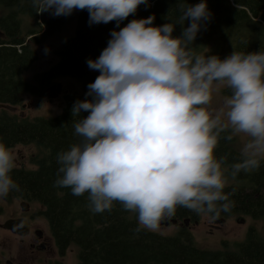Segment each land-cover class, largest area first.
<instances>
[{
  "label": "clouds",
  "instance_id": "obj_1",
  "mask_svg": "<svg viewBox=\"0 0 264 264\" xmlns=\"http://www.w3.org/2000/svg\"><path fill=\"white\" fill-rule=\"evenodd\" d=\"M39 12L67 16L86 10L88 24L122 20L146 0H30ZM173 22L133 18L109 33L89 69L98 71L86 97L74 101L78 143L56 154L53 187L72 195L87 193L92 213L119 202L134 212L136 227L156 231L183 207L197 214L227 212V177L257 169L264 160V51L233 50L221 58L193 50L197 33L211 18L207 0H176ZM185 20L188 21L184 27ZM176 24L181 33L174 36ZM229 91L217 108L213 93ZM82 111L87 112L81 117ZM225 139L243 135L240 159L222 168L214 150ZM14 155L0 142V198L17 189L11 176Z\"/></svg>",
  "mask_w": 264,
  "mask_h": 264
},
{
  "label": "trees",
  "instance_id": "obj_2",
  "mask_svg": "<svg viewBox=\"0 0 264 264\" xmlns=\"http://www.w3.org/2000/svg\"><path fill=\"white\" fill-rule=\"evenodd\" d=\"M197 2L187 0L189 4ZM207 7L212 15L197 33L194 51L221 58L233 50L264 51V0H207ZM148 15L154 16L155 25L175 21L179 15L176 0H146L119 25L115 21L89 25L87 11L75 10L72 32L53 48L55 60L27 79L25 72L38 56L35 46L59 32L69 15L39 12L30 0H0V103L17 107L23 105L24 94L41 98L59 77H71L80 85L78 93L63 95L55 115L30 117L0 108V142L8 148L15 144L36 146L28 156L34 167L14 166L11 176L18 187L4 198L38 203L40 207L32 216L45 220L58 255L70 246L76 248V264H264V238L253 227L232 244L222 241L220 248H203L194 243L186 227L180 226L171 234L143 229L134 232L136 215L123 210L119 202H113L111 210L92 213L87 207V193L74 196L68 188L53 187L56 154L80 140L73 130V122L80 117H72V105L91 99L85 96L86 86L99 74L87 67L86 60L100 54L111 30ZM187 24L185 20L183 26ZM181 30L176 24L172 34L178 36ZM222 93L228 95L229 91L222 88ZM87 114L80 113L81 117ZM226 135L221 134L214 150L217 159L223 158L222 168H230L240 159L234 136L225 139ZM224 191L229 193L230 209L207 215L213 219L235 214L264 219V160L255 170L241 171L235 178L228 176ZM200 215L178 206L170 218L193 222Z\"/></svg>",
  "mask_w": 264,
  "mask_h": 264
},
{
  "label": "rangeland",
  "instance_id": "obj_3",
  "mask_svg": "<svg viewBox=\"0 0 264 264\" xmlns=\"http://www.w3.org/2000/svg\"><path fill=\"white\" fill-rule=\"evenodd\" d=\"M75 10L69 14L67 22L59 32H56L44 41L35 46L38 56L31 67L26 70L25 76L31 79L32 75L39 70L45 69L51 62L55 60L53 48L60 39L66 37L72 32L74 24ZM25 22H31L30 19H24ZM59 84V92L49 100L47 95L38 98L35 95L24 94L23 105L17 106L16 111L22 115L34 116H50L55 115L63 104V95L70 93H78L80 91L79 82L71 77H59L53 81L46 89L52 85ZM55 91V87L52 89ZM46 94V93H45ZM222 89L213 93L212 100L208 107L217 108L222 104ZM247 140L246 136L234 135V146L240 150L242 144ZM14 155V165L24 166L26 168L34 167L28 162V156L36 151L34 144H15L9 148ZM23 201L16 197L0 198V224L8 218H24L29 225V230L25 235L19 236L12 231L6 230L0 225V263L1 264H76L77 250L74 246L66 249L63 255H58L52 239L49 235L45 220L40 216H32L40 205L34 202H27V209L22 210L20 202ZM26 202V201H25ZM213 218L207 214H201L194 222L188 221L183 227H186L191 234L194 243L203 248L217 249L222 245V241L232 244L241 240L248 227H253L256 232L264 238V219L251 218L248 215L235 214L229 217H223L222 222L214 223ZM167 225H159L156 231L163 234H171L178 232L181 228L178 221L171 222V218L164 219ZM213 225H216L214 227ZM39 229L43 235V239L47 240V247L39 246L38 248L30 247V242L34 240V230Z\"/></svg>",
  "mask_w": 264,
  "mask_h": 264
},
{
  "label": "water",
  "instance_id": "obj_4",
  "mask_svg": "<svg viewBox=\"0 0 264 264\" xmlns=\"http://www.w3.org/2000/svg\"><path fill=\"white\" fill-rule=\"evenodd\" d=\"M54 87H55V91L53 92L52 89ZM59 88H60V86H59V84H57L55 86L52 85L50 88L46 89L45 93L48 96L49 100L53 99L57 95V93L60 91ZM0 108H4V109H7V110L12 111V112L16 111V109H17L16 106H10V105L3 104V103H0ZM20 115H22V114L20 113ZM27 205L28 204L25 201L20 202V207L22 210H26ZM223 220H224L223 218H216L213 221H214V223H218V222H222ZM171 222L175 223L176 220L171 219ZM187 222H188V220L185 219V220H183L182 223L187 224ZM161 224L167 225L168 222L162 220L159 225H161ZM0 225L2 228L9 230V231H12L19 236L25 235L29 230V225L27 224V221L24 218H8L3 223H1ZM34 233L37 236L41 235V231L39 229L35 230ZM41 246H42V244H41Z\"/></svg>",
  "mask_w": 264,
  "mask_h": 264
},
{
  "label": "flooded vegetation",
  "instance_id": "obj_5",
  "mask_svg": "<svg viewBox=\"0 0 264 264\" xmlns=\"http://www.w3.org/2000/svg\"><path fill=\"white\" fill-rule=\"evenodd\" d=\"M215 219V218H214ZM214 219H212V220H214ZM163 221H164V219H163ZM177 222V221H176ZM194 223H196L195 221H193ZM181 223V222H180ZM179 222H178V224H180ZM184 224L182 223V224H180V226L182 227ZM214 227H216V225H213ZM37 230V229H36ZM35 231V230H34ZM47 240L46 239H43V235L41 234L40 236H37L35 233H34V240H32V242H30V247L31 248H34V247H36V248H38L39 246H41V244H42V246L44 247V248H46L47 247Z\"/></svg>",
  "mask_w": 264,
  "mask_h": 264
},
{
  "label": "bare ground",
  "instance_id": "obj_6",
  "mask_svg": "<svg viewBox=\"0 0 264 264\" xmlns=\"http://www.w3.org/2000/svg\"><path fill=\"white\" fill-rule=\"evenodd\" d=\"M185 220V219H184Z\"/></svg>",
  "mask_w": 264,
  "mask_h": 264
}]
</instances>
